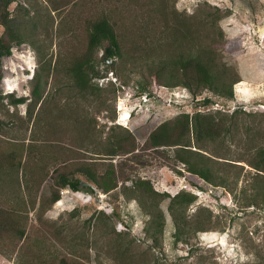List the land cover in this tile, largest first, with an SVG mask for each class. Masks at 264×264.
<instances>
[{"label": "rangeland", "instance_id": "374dc122", "mask_svg": "<svg viewBox=\"0 0 264 264\" xmlns=\"http://www.w3.org/2000/svg\"><path fill=\"white\" fill-rule=\"evenodd\" d=\"M205 3L230 10L231 14L217 27L203 26L201 7ZM10 10L29 43L13 45L10 55L1 56L0 89L29 99L17 108L8 105L7 99L0 105V116L8 121L7 128L0 130V152L17 146L27 168L1 175L0 200L17 206L27 216L28 227L23 240H0V264H61L65 257L80 264L264 263L256 257L258 252L264 254V207L247 208L240 190L256 170L245 161L230 160L244 155V143L251 146L245 130L234 141L217 144L206 152L213 161L244 166L245 170L235 168L242 171V177L240 188L234 192L189 175L183 164L174 161V149L167 148L164 153L146 147L152 130L183 112L218 108L231 114L243 107L260 118L264 112V0H15ZM104 16L119 32L121 55L115 58L114 71L108 66L114 60L98 64L97 70L104 77L95 81L100 89L89 94L74 85L69 67L87 49L90 23ZM187 29L192 33L186 34ZM221 31L230 49L222 50L220 68L241 80L234 85L233 101L207 106L202 98L212 96L209 93L194 99L184 87L169 88L155 77L145 78L148 67L157 65L162 57L195 53L205 45L212 48ZM4 33L0 24V36ZM235 50L241 53L235 54ZM29 54L33 68L27 62ZM38 56L45 61L44 69H49L43 76L40 100L31 90L36 69H43ZM145 79L150 90L140 94V81ZM10 85L12 90L7 89ZM128 132L136 138L137 156L107 154L112 142ZM32 149L38 157L29 154ZM42 151L51 158L40 159ZM218 152L228 159L218 158ZM110 157L117 166L127 163L126 175L132 180L149 179L159 192L172 197L181 191L196 194V201L183 213L193 217L202 210L201 219L211 218V229L197 233L191 243L176 242L177 227L168 208L170 199H166L161 204L165 214L164 250L149 252L145 227L150 219V199L130 189L132 180L122 179L119 188L107 194L86 187L80 192L62 189L61 199L50 206L51 180L40 183L38 178L26 176L36 163L58 165L71 158L106 161ZM125 186L129 189L124 191ZM124 231L128 240L137 238L133 260L117 246L118 233Z\"/></svg>", "mask_w": 264, "mask_h": 264}, {"label": "trees", "instance_id": "16d2710c", "mask_svg": "<svg viewBox=\"0 0 264 264\" xmlns=\"http://www.w3.org/2000/svg\"><path fill=\"white\" fill-rule=\"evenodd\" d=\"M14 1L0 0V24L5 29L4 35L0 36V82L2 79L1 56L10 55L13 45L29 43L27 38L21 34V30L16 26L14 17L12 16L10 6ZM201 9L203 18L200 24H203V26L211 25L212 27H217V24L222 19L231 14L230 10L224 11L219 6L209 5L208 3H205ZM164 21L165 24L168 23L166 17ZM188 31L192 33L191 29H187L186 34ZM219 34L220 39L218 42L216 41V43L212 44V48L205 45L201 49H197L195 53H187V55L179 54L172 59L162 57L158 60L157 65L148 67V76H145V78L155 77L157 82L169 88L184 87L194 99H198L205 93H209L212 96L206 95L202 98L203 104L207 106L214 103L219 104L220 101L222 104L233 101L235 99L234 85L241 80L237 74L233 78L228 74L227 69L221 70L220 68L219 62L222 60V57L224 59L223 49L228 51L227 48L230 49V47L227 45L223 31ZM185 36L188 37L187 35ZM216 44H218V48L214 47ZM100 51H103L102 56H100ZM37 53L39 52L37 51ZM234 53L240 54L241 52L235 50ZM120 55L121 41L115 25L107 16L99 17L92 21L89 26L87 49L83 54L77 56L69 67L74 78V85L81 92L95 93L100 89L98 86H95L96 79L104 77L97 70L98 64L101 61L106 63L114 60L108 64L110 69H112L111 71H114L115 58ZM38 60V63L43 66V63H45L43 58L38 56ZM45 74H49V69H44L43 66V69H36L32 78V95L37 100H40L43 96V90L41 89ZM146 79L140 81V94L150 90L148 80ZM6 99L8 100V105L17 108L29 98L17 96L14 92L5 94L0 89V105ZM0 111H2L1 106ZM256 117H254V113L247 112L243 107H237L231 114L218 108L217 110H210L208 112L197 111L194 114L183 112L152 130L148 136L146 147L164 153L167 148L174 149L172 155L174 161L183 164L189 175L208 184L228 188L234 192L240 188L238 185L242 177V171L235 170V168L245 170L244 166L241 167L228 161H213L212 156L206 154V152H209L210 147L217 144L226 145L225 143L228 140L234 141V137L237 135L242 136L241 133L244 132L241 131L245 130V135L249 137L251 146L249 143H244V147L247 149L244 155L230 160L245 161L256 170L252 176L253 178H251L252 180L247 181V179L246 184L240 188L241 195L245 198L247 208L264 207V112L260 115V118ZM7 125L8 121L0 116V130L6 129ZM239 141L237 140L236 143H239ZM254 141L256 142L255 144L253 143ZM136 150V138L132 133L128 132L121 136L119 135L117 141L112 142V146L107 154L110 156L125 155L128 158H134L137 156ZM217 150L219 151L220 148H217ZM21 152V149L17 146H11L8 151L0 152L2 154L0 155V177L5 172L20 171L23 168H27L20 157ZM30 153L35 155L36 151L34 152L32 149L29 151ZM40 153V159L51 158L50 154H46V151ZM221 153L218 152L217 154L221 156L223 155ZM35 156L38 157L37 155ZM17 158H20V160L15 162ZM218 158L223 159L226 157L218 156ZM113 159L110 157L106 161L103 158L85 161L80 158H71V160L58 165L50 164V162L42 165L36 163V165H33L32 173L26 176L31 175L28 177L30 179L38 178L40 183L47 179L51 180L52 193L49 198V204L52 206L61 199L60 191L62 189L80 192L86 187L91 192L98 190L107 194L118 189L122 179L125 181L132 180L130 176L126 175L125 168L127 163L123 161L117 166ZM84 180L87 181V184H85ZM132 181L133 184L130 189L134 193L139 192L145 199H150V203L147 204L149 205L148 214L150 215V219L145 227V238L147 241H150L149 252L150 250H159L160 252L164 250L162 238L165 231V214L161 209V204L166 199H170L168 208L174 217L177 227L175 234L176 242L191 243V240L197 233L206 232L211 229L209 223L212 220L211 218L202 220V210L198 211L193 217H187L183 213L184 210L196 201V194L189 191H181L172 197L168 192L155 190L153 183L149 179L140 177L134 178ZM198 182L196 181L195 183L197 184ZM28 186L27 182L26 187L29 188ZM200 187L202 188V186ZM250 188L251 190L249 191ZM123 189L125 191L129 187L125 186ZM235 196L238 195L235 194ZM238 197L240 198V196ZM0 203L2 204L0 207V240L7 237H17V239L23 240L27 237V216L17 206H10L4 200H0ZM35 205L34 201L33 208L36 207ZM101 213L110 217L103 211ZM114 214H117V212L115 211ZM126 235H128L126 231L118 233L117 246L122 248L124 253L128 254H124L125 256H131L133 260L135 255L131 253H136L137 238L133 237L128 240ZM127 240L128 242H126ZM256 257L264 260V254L260 252L256 254ZM74 262L76 263H73L66 257L61 260V264H80L81 261L76 260ZM158 263L156 261V264Z\"/></svg>", "mask_w": 264, "mask_h": 264}, {"label": "bare ground", "instance_id": "6f19581e", "mask_svg": "<svg viewBox=\"0 0 264 264\" xmlns=\"http://www.w3.org/2000/svg\"><path fill=\"white\" fill-rule=\"evenodd\" d=\"M29 56H31V55L29 54ZM27 62H28L29 66H31L32 68L34 67V63H33L34 61H33V57L32 56L27 59ZM7 89L8 90H12L13 86L10 85L9 87H7Z\"/></svg>", "mask_w": 264, "mask_h": 264}]
</instances>
